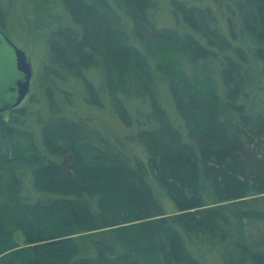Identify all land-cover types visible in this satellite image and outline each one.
<instances>
[{
	"label": "trees",
	"instance_id": "1",
	"mask_svg": "<svg viewBox=\"0 0 264 264\" xmlns=\"http://www.w3.org/2000/svg\"><path fill=\"white\" fill-rule=\"evenodd\" d=\"M111 1L0 0L43 45L38 108L0 115V264H264V0H170L182 33ZM76 88L127 134L68 110ZM30 237L51 243L9 253Z\"/></svg>",
	"mask_w": 264,
	"mask_h": 264
},
{
	"label": "rangeland",
	"instance_id": "2",
	"mask_svg": "<svg viewBox=\"0 0 264 264\" xmlns=\"http://www.w3.org/2000/svg\"><path fill=\"white\" fill-rule=\"evenodd\" d=\"M16 1V6H19L20 11L22 12L23 10H28L31 7V2L25 3L26 0H15ZM109 3L112 5L113 2L111 0H108ZM177 1H184L186 0H177ZM44 2H47V0H44ZM170 0H153L150 7L147 10V15L150 18V20L153 21L154 25L156 28L159 29H175L177 32L182 33L184 30L182 29L181 25L176 24L175 20L172 17V7L170 4ZM8 3V0H5V5ZM51 8L47 5H44V14H46ZM20 12V13H21ZM30 24H22L20 20L16 17L12 18L9 16L7 20V31L10 33V36L7 38L11 41V43L18 49H20L24 55L27 58L28 63L30 64L31 67V79H30V84H29V90L28 93L25 97V99L20 103L18 106L19 108L21 107H26L27 111L31 114V112L36 111L38 108L36 105V100L38 99V92L35 91V84H36V74L39 69V66L41 64V59L43 57V45H42V37L39 39L38 33H36L35 29L37 25L35 22H37V18L35 17H30L29 18ZM44 21V19H43ZM124 19H122V22ZM41 24V23H40ZM129 37V26L126 25L123 30ZM131 39V37H130ZM11 79L9 77H6V81ZM16 77L13 78L15 81ZM8 83V88L11 87V85L14 83ZM96 81V80H95ZM94 81V82H95ZM77 93L74 96V102L73 105H71L68 110L72 111L76 116L77 115H82V114H87L91 117L92 120L96 121L98 125L105 130L106 132H111L115 133L119 136H124L127 134V130L123 128V126L118 122V120L113 116V114L110 112L109 109H91L87 108L84 102L82 101V93L79 89H77ZM163 99L162 103L164 105V108L166 109L168 115L170 118L173 120L175 125L181 124L179 121L178 116L176 115V112L174 108L171 106L170 102L167 99L166 94L163 92ZM12 98V95H6V98ZM258 106L259 108L264 110V95H260L258 98ZM9 111L5 112L2 114V119L4 122H7L9 119ZM1 117V116H0ZM29 123L31 124L33 122L32 117H29ZM26 194H28L32 199L35 198L33 194H31V190L29 186H26ZM162 204L164 207V210L167 213H172L173 206L172 204L167 200L164 199L162 200ZM38 210V209H37ZM35 212V210H34ZM40 210H38V213ZM28 242L32 241V238H27ZM21 240V239H20ZM19 241V240H18ZM17 242V241H16ZM47 243H51L50 241H38L36 242H30L29 244H22L20 242L19 246L12 251H10V254H22V253H30L32 256L37 253V250L39 247L42 246L43 250L44 247L47 245ZM46 244V245H45ZM193 250V249H192ZM193 251H201L205 260L206 264H220V257L216 252H206V249H201V248H196Z\"/></svg>",
	"mask_w": 264,
	"mask_h": 264
},
{
	"label": "water",
	"instance_id": "3",
	"mask_svg": "<svg viewBox=\"0 0 264 264\" xmlns=\"http://www.w3.org/2000/svg\"><path fill=\"white\" fill-rule=\"evenodd\" d=\"M31 75V67L24 53L0 31V115L18 108L25 99ZM6 77L11 82L9 79L6 81ZM12 81L14 83L8 88V83ZM6 95L13 97L6 98Z\"/></svg>",
	"mask_w": 264,
	"mask_h": 264
},
{
	"label": "flooded vegetation",
	"instance_id": "4",
	"mask_svg": "<svg viewBox=\"0 0 264 264\" xmlns=\"http://www.w3.org/2000/svg\"><path fill=\"white\" fill-rule=\"evenodd\" d=\"M2 114H3V113H2ZM2 114H1V115H2Z\"/></svg>",
	"mask_w": 264,
	"mask_h": 264
}]
</instances>
